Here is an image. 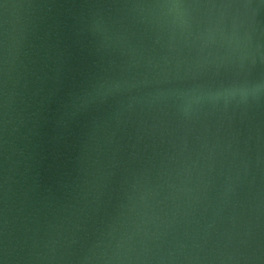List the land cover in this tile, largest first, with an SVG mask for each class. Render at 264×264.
I'll return each mask as SVG.
<instances>
[{
    "label": "water",
    "instance_id": "obj_1",
    "mask_svg": "<svg viewBox=\"0 0 264 264\" xmlns=\"http://www.w3.org/2000/svg\"><path fill=\"white\" fill-rule=\"evenodd\" d=\"M0 264H264V0H0Z\"/></svg>",
    "mask_w": 264,
    "mask_h": 264
}]
</instances>
